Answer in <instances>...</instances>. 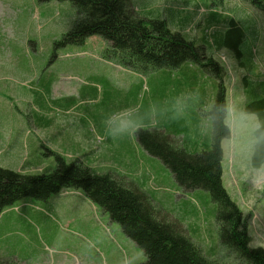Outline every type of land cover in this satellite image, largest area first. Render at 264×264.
<instances>
[{"label": "rangeland", "instance_id": "374dc122", "mask_svg": "<svg viewBox=\"0 0 264 264\" xmlns=\"http://www.w3.org/2000/svg\"><path fill=\"white\" fill-rule=\"evenodd\" d=\"M155 1L131 2L136 12L153 10L154 15L158 10L162 15L164 5L188 6L179 31L194 41L204 36L206 54L221 66L230 128L221 141L222 184L245 216L249 245L264 249V163L259 168L250 164L257 117L244 111L254 97L252 89L264 83V7L251 0ZM209 9L232 13L244 27L239 58L213 42V33L225 29V22L204 32L203 14ZM76 18L68 0H0V166L50 173L58 154L66 162L109 172L140 188L158 214L178 224L207 258L243 264L219 241L210 194L179 188L161 160L141 147L136 131H113L125 113L135 128H154L167 112L185 117L189 138L199 141L194 132L203 138L211 129L209 111L219 81L192 63L137 73L107 57L109 44L99 35L77 44L62 42ZM198 91H204L203 99ZM182 135L174 137L175 143ZM0 257L8 264L145 260L120 225L75 188H62L46 200L25 197L6 207L0 213Z\"/></svg>", "mask_w": 264, "mask_h": 264}, {"label": "trees", "instance_id": "16d2710c", "mask_svg": "<svg viewBox=\"0 0 264 264\" xmlns=\"http://www.w3.org/2000/svg\"><path fill=\"white\" fill-rule=\"evenodd\" d=\"M76 9L72 28L63 35L64 43H82L91 35L106 40V56L137 73L157 68L178 69L192 63L212 73L219 81L218 91L209 111L211 129L200 138L199 149H188L189 131L185 117L166 120L154 127H139L135 132L141 147L157 157L169 169L183 190L203 189L216 205V223L221 244L231 248L243 264H264V249L251 247L245 216L222 184L221 141L230 136L225 123L226 100L221 83L222 69L205 51L204 40L187 39L171 30L164 19L148 18L136 12L131 0H68ZM264 7V0H251ZM226 28L213 33L217 47L225 46L239 58V44L244 27L226 18ZM192 77H188V80ZM244 111L255 114L250 164L259 168L264 163V83L252 89ZM202 97V96H200ZM182 133L180 144L174 137ZM199 137V135H197ZM56 166L50 173L27 174L0 166V213L25 197L46 200L62 188L80 189L101 207L111 221L138 245L145 255L139 264H220L207 258L178 224L161 217L147 195L109 172H96L80 161L66 162L55 154ZM0 257V264H8Z\"/></svg>", "mask_w": 264, "mask_h": 264}, {"label": "crops", "instance_id": "0c3cea01", "mask_svg": "<svg viewBox=\"0 0 264 264\" xmlns=\"http://www.w3.org/2000/svg\"><path fill=\"white\" fill-rule=\"evenodd\" d=\"M155 2H182V0H157ZM192 2H194V0H192ZM179 5H177L175 3L172 6L171 5L170 6H166V5L162 6V9H163L162 15H160L159 10L157 11L156 15H154L153 10H151V12H149V13H141V14L148 17V18L164 19L166 21L167 26L169 25L170 27L171 26L173 27V29H171V30L180 32L178 29V26L180 24V21H184L182 14L186 11L188 6H184L183 4H179ZM225 14H229L228 18H233L234 20H237V19H235V16L232 13H227L224 10H220V9H218V10L217 9H209V10H207L206 13L204 12L203 22H202L203 23L202 27L204 28V32L207 30L206 29L207 27L210 29V28H212V26H217L218 24H223L224 22H226ZM194 15H195V12H194ZM202 39L204 40V36H200L197 40H202ZM214 44H215V42H214ZM203 93H204V91H198V93H197L198 99H203V96H202ZM200 96H202V97H200ZM161 108L162 107H160V109ZM193 113L196 115L195 111H193ZM180 116H182V115H180ZM174 118H178V116H175ZM194 135L196 137L198 135L197 132H194ZM198 138H199V141L196 138L194 140L189 138L188 145H187L188 149H190V150L199 149L201 147V145H202L201 141L202 140L200 139L201 137H198ZM185 191H187V190H185Z\"/></svg>", "mask_w": 264, "mask_h": 264}, {"label": "clouds", "instance_id": "9594fccd", "mask_svg": "<svg viewBox=\"0 0 264 264\" xmlns=\"http://www.w3.org/2000/svg\"><path fill=\"white\" fill-rule=\"evenodd\" d=\"M118 124L117 126L113 129L114 132H123L126 130H134V131H139L140 129L135 128L134 122L131 121L130 119H127V113L117 117Z\"/></svg>", "mask_w": 264, "mask_h": 264}]
</instances>
